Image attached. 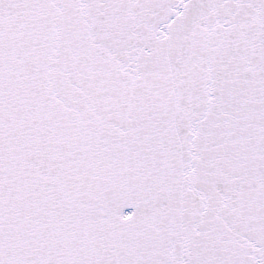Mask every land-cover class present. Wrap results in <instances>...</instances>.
Here are the masks:
<instances>
[{
    "label": "snow or ice",
    "instance_id": "6c2138e0",
    "mask_svg": "<svg viewBox=\"0 0 264 264\" xmlns=\"http://www.w3.org/2000/svg\"><path fill=\"white\" fill-rule=\"evenodd\" d=\"M0 264H264V0H0Z\"/></svg>",
    "mask_w": 264,
    "mask_h": 264
}]
</instances>
